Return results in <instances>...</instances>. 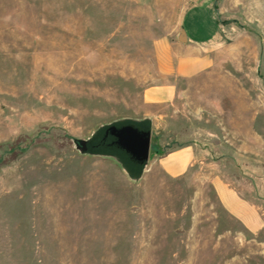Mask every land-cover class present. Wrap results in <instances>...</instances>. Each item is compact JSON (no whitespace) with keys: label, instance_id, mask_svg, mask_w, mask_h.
Segmentation results:
<instances>
[{"label":"rangeland","instance_id":"374dc122","mask_svg":"<svg viewBox=\"0 0 264 264\" xmlns=\"http://www.w3.org/2000/svg\"><path fill=\"white\" fill-rule=\"evenodd\" d=\"M191 1L0 0V264H264V0H215L228 42L162 108L137 183L68 139L145 111L154 42ZM188 141L196 161L167 177L155 156Z\"/></svg>","mask_w":264,"mask_h":264},{"label":"crops","instance_id":"0c3cea01","mask_svg":"<svg viewBox=\"0 0 264 264\" xmlns=\"http://www.w3.org/2000/svg\"><path fill=\"white\" fill-rule=\"evenodd\" d=\"M215 4V0L189 2L177 16L174 30L154 42L155 64L160 81L143 89L141 103L145 111L135 117L150 118L151 137L154 127L165 126L166 113L161 110L173 106L178 96L179 82L192 79L213 67L228 42L230 31L217 21ZM179 28L184 31V43L174 39ZM153 161L167 177H180L196 161L195 143L188 141L169 149L155 156ZM212 187L225 211L247 230L254 231L260 226L257 211L242 200L229 183L214 178Z\"/></svg>","mask_w":264,"mask_h":264},{"label":"water","instance_id":"95a60500","mask_svg":"<svg viewBox=\"0 0 264 264\" xmlns=\"http://www.w3.org/2000/svg\"><path fill=\"white\" fill-rule=\"evenodd\" d=\"M174 39L185 42L182 28L177 30ZM95 129L85 138L68 137L72 150L78 155L111 161L129 182L137 183L150 153V126L140 120H112Z\"/></svg>","mask_w":264,"mask_h":264},{"label":"trees","instance_id":"16d2710c","mask_svg":"<svg viewBox=\"0 0 264 264\" xmlns=\"http://www.w3.org/2000/svg\"><path fill=\"white\" fill-rule=\"evenodd\" d=\"M115 120H140V121H145L147 124H148V126H150V118L149 117H142V118H135V117H121V118H117V119H115ZM97 128V127H96ZM96 129L94 128L91 132H90V134L91 133H93L94 131H95ZM89 134V135H90Z\"/></svg>","mask_w":264,"mask_h":264}]
</instances>
